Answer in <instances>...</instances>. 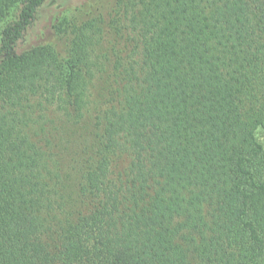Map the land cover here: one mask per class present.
Returning <instances> with one entry per match:
<instances>
[{
  "label": "trees",
  "instance_id": "trees-1",
  "mask_svg": "<svg viewBox=\"0 0 264 264\" xmlns=\"http://www.w3.org/2000/svg\"><path fill=\"white\" fill-rule=\"evenodd\" d=\"M49 1L0 0V264H264V0H84L33 41Z\"/></svg>",
  "mask_w": 264,
  "mask_h": 264
},
{
  "label": "rangeland",
  "instance_id": "rangeland-1",
  "mask_svg": "<svg viewBox=\"0 0 264 264\" xmlns=\"http://www.w3.org/2000/svg\"><path fill=\"white\" fill-rule=\"evenodd\" d=\"M84 0H50L49 4L46 6L44 11L41 14V20L32 34L31 39L33 41H41L40 39L49 38L51 35V26L52 21L57 17L61 12L67 11L69 8H73ZM12 18L9 14L7 15L8 21ZM4 21V20H3ZM3 21H0V33L4 27ZM28 46L31 44H27ZM259 139L264 145V131H259Z\"/></svg>",
  "mask_w": 264,
  "mask_h": 264
}]
</instances>
